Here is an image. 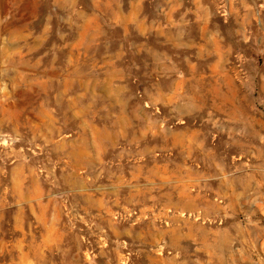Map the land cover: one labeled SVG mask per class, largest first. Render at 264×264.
I'll list each match as a JSON object with an SVG mask.
<instances>
[{
    "label": "rangeland",
    "instance_id": "1",
    "mask_svg": "<svg viewBox=\"0 0 264 264\" xmlns=\"http://www.w3.org/2000/svg\"><path fill=\"white\" fill-rule=\"evenodd\" d=\"M0 264H264V0H0Z\"/></svg>",
    "mask_w": 264,
    "mask_h": 264
}]
</instances>
